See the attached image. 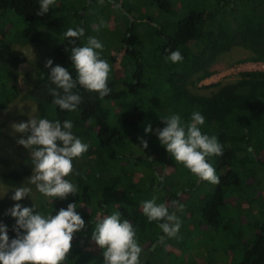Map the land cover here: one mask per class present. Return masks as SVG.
<instances>
[{
    "label": "trees",
    "instance_id": "obj_1",
    "mask_svg": "<svg viewBox=\"0 0 264 264\" xmlns=\"http://www.w3.org/2000/svg\"><path fill=\"white\" fill-rule=\"evenodd\" d=\"M140 2L149 8V13L139 15L136 6L128 7L124 14L126 34L122 47L117 53L102 57L112 68L108 81L110 94L100 99L97 93L78 86L73 91L81 95L82 102L77 111L68 112L53 104L54 97L49 89L55 86L50 83V69L45 67V63L51 59L53 67H65L73 78L76 77L70 59L71 49L84 46L90 36H86L90 32L83 13L88 8L87 4L82 10L69 12L62 6H50L49 12L40 16L37 15L39 0H0L1 17L10 23L11 13L22 18L16 22L19 33L12 39L14 42H41L44 27L59 30L83 28L85 31L84 37L76 40L75 45L64 37L34 72H26L30 89L23 94L20 87L23 59L12 47L13 41L7 39L14 23L8 29L2 27L0 108L23 96L36 103L39 119L59 120L61 123L71 120L73 134L89 145L84 156L92 164L76 178L67 177L78 187L74 197L69 196L63 201L52 198L49 204H89L95 195L103 194L99 204L104 208L111 200L124 198L127 200L126 212L121 219L132 223L136 237L146 231L151 232L147 248L152 253L160 251L163 248L160 245L168 237L155 222L147 221L142 204L135 207L141 200L140 193L146 191V186L150 190L157 184L164 187L163 203L170 211H175L172 201L180 205L185 194L195 188L200 190L203 184L197 179L193 185L185 184L189 187L184 194L175 188L170 191L164 180L158 181L154 177L153 155L156 151L147 149L146 154H139L141 142L138 136L147 124H154L155 130L162 129L165 124L161 119L171 114L180 115L182 121L188 123L193 112H200L205 117L202 133L216 136L223 146L222 156L208 158L220 183L210 184L207 191L199 192L197 203L185 202L183 205L192 212L200 210L206 227L198 234L205 248L218 251L215 242L221 232L224 237L221 247L224 252L233 254L232 264H264V207L255 209L264 191V70L243 71L235 81L215 83L218 90L212 95L193 90L199 81L216 72L214 65L218 57L236 47L251 52L244 60L264 62V0ZM132 13L134 16H130ZM143 23L147 28L144 33H139L138 28ZM122 49L125 50L123 76L115 70ZM175 50L182 54V62L172 63L166 59ZM145 74L150 78H145ZM144 91L148 92L147 96ZM133 95L139 102L129 110H120L112 120L105 102L113 106ZM90 119L91 124L88 123ZM157 153L164 158L162 170L169 169L168 153L159 140ZM2 162L10 164L8 159ZM32 168L30 153H22L18 167L2 170L0 178L8 185L17 186L33 173ZM134 209L136 214L131 213ZM247 215L256 216L254 230L242 227ZM103 217H106L105 210ZM8 224L11 240L16 236L13 231L15 218L9 215ZM146 264H154V261L151 258Z\"/></svg>",
    "mask_w": 264,
    "mask_h": 264
},
{
    "label": "clouds",
    "instance_id": "obj_2",
    "mask_svg": "<svg viewBox=\"0 0 264 264\" xmlns=\"http://www.w3.org/2000/svg\"><path fill=\"white\" fill-rule=\"evenodd\" d=\"M55 2L39 0L37 15L47 14ZM63 35L75 45L76 40L84 37L85 31L83 28H69ZM103 48L94 36H89L84 46L72 47L70 59L76 72L75 78L67 68L53 67L51 59L46 61L45 67L50 69V83L55 86L49 89L54 105L68 112L77 111L82 97L73 90L78 86L97 93L100 99L110 94L108 81L112 68L102 58ZM166 59L179 63L183 56L175 50ZM161 121L165 126L157 128L155 135L167 153L198 180L219 184L220 178L208 158L222 156L223 146L216 136L202 133L205 117L195 111L188 123L183 122L178 114L166 116ZM88 123L91 124L92 120ZM12 128L17 133H30L26 139L17 141L30 150L33 174L28 182L47 198L63 201L69 196L74 197L78 187L67 177L74 172L73 160L82 157L89 145L73 134L72 121L61 123L46 118L29 119L28 122L13 124ZM152 132L151 124L147 125L145 133ZM141 144L145 149L148 147V142L142 138ZM30 192L29 187L16 188L11 199L21 201ZM172 205L176 206L175 211H170L164 203H157L155 196L142 202V212L147 221L155 222L168 238L176 237L181 227L176 211H181L183 205L177 201H172ZM34 208L16 203L8 210L7 214L15 218L13 231L16 236L10 240L7 226L0 224V264H66L75 233L85 228V221L76 211L77 204L69 203L66 209L60 208L55 215L34 214ZM92 239L102 250L103 264H141L143 249L136 239V231L132 223L121 219L119 211L97 220Z\"/></svg>",
    "mask_w": 264,
    "mask_h": 264
},
{
    "label": "rangeland",
    "instance_id": "obj_3",
    "mask_svg": "<svg viewBox=\"0 0 264 264\" xmlns=\"http://www.w3.org/2000/svg\"><path fill=\"white\" fill-rule=\"evenodd\" d=\"M141 0H56L53 7L62 6L64 11L82 10L87 4L88 8L83 11L85 20L88 24L90 33H86V36L96 37L104 46L102 57L111 56L119 51L123 44V37L126 34V17L128 7H137V14L145 15L149 13V8L146 5H141ZM135 13L130 14L134 16ZM12 23L8 22L5 17L0 16V36L2 35L1 29H12L7 33V39L11 42L12 39L19 33L17 21H22V18L17 14L11 13ZM162 22V20L160 19ZM171 21V19L169 20ZM16 24V25H15ZM146 24L140 25L138 32H145ZM66 30H59L58 28H42L41 42H11L15 52L19 54L23 63L20 67V87L22 93H27L30 89V82L26 80V72H34L43 59L58 47L64 40L63 33ZM144 39L147 36H143ZM88 38V37H87ZM125 50L122 49L119 52V56L115 63V70L119 75H124V65L122 63L124 59ZM251 55L248 49L242 47H236L231 51L222 53L215 62L214 67L216 72L209 79H203L199 81L193 90L196 93L204 95H212L218 90V86L215 83H226L235 81L239 78V75L243 71L248 70H264V64H254L253 61L244 60ZM145 78H150V75L145 74ZM147 89L146 91H148ZM148 92L144 91V95L147 96ZM139 102V99L133 96H128L122 99V101L111 106L109 102H105L110 109V117L115 120L117 113L121 110H129ZM29 119H39L36 103L27 98L21 96L20 98L8 103L5 107L0 108V172L7 167L17 168L19 159L22 153H30V150L24 146L18 144V139L27 138L28 134H22L14 132L12 125L20 122H28ZM149 125V124H147ZM147 125L145 127H147ZM153 132L145 133V127L139 134L138 139L141 142V138L148 142V147L143 148L142 144L139 150V154H146L147 149L156 151L153 155V166L155 169L156 180H164L168 185V188L173 190H180L182 193L188 189L189 186L185 184L193 185L197 178L194 177L189 170L184 168L181 164H178L173 157L168 154L171 167L163 171L165 165L162 155L157 153L158 138L155 137V125L151 124ZM83 143V139L79 138ZM3 159H8L10 164L7 165L2 162ZM92 161L86 158L84 155L80 158L73 160L74 172L69 178H76L85 168L90 166ZM33 174V173H32ZM32 174L26 177L19 185L11 186L2 181L0 178V224L8 225L9 214L8 210L11 209L14 204L20 203L22 206L33 207L34 214L39 212L43 215L53 214L55 215L60 208H67L65 205L53 206L49 203L52 198L44 197L40 194L35 185L30 184L28 179ZM150 176V175H149ZM202 187L199 190L195 188L193 191L185 194L180 201V205L185 202L197 203L199 200V192L203 193L210 188V183L202 181ZM200 183V182H199ZM29 187L31 192L29 196L25 197L21 201H13L11 197L14 195V191L19 187ZM185 188V189H184ZM146 191L141 192V200L135 207L141 205L144 200H149L156 197L157 203H163V197L166 194L164 187L156 185L152 190L145 187ZM263 197L257 202L256 210H261L264 207V191ZM184 194V193H183ZM103 198V194H98L93 197V200L86 204L84 202L77 204L76 211L85 221V228L82 231L75 233L72 241L71 254L66 261V264H103L102 250L96 245L92 239V234L95 228V224L98 219H102L103 210H105L106 216L119 211L122 215L126 212L125 205L127 200L124 198H115L108 202L104 208L101 207L100 200ZM183 205L181 211H176V215L181 221V227L179 233L174 238H168L163 243V248L160 251H150L148 243L151 239V232L146 231L140 237H136L139 245L143 249L140 260L141 264H146L149 259L152 258L154 264H232L233 254L226 253L222 249L221 245L224 241V237L221 232L218 233V239L216 240V246L218 251H213L211 248H205L203 240L199 239V231L206 227L203 222L202 215L199 209L186 210ZM132 214H136V209L131 211ZM243 228L254 230L257 226L256 216L254 218L247 215L244 217ZM8 229V227H7ZM192 234V235H191ZM151 257V258H150Z\"/></svg>",
    "mask_w": 264,
    "mask_h": 264
},
{
    "label": "built area",
    "instance_id": "obj_4",
    "mask_svg": "<svg viewBox=\"0 0 264 264\" xmlns=\"http://www.w3.org/2000/svg\"><path fill=\"white\" fill-rule=\"evenodd\" d=\"M253 63H254V64H259V63L264 64L263 61H253ZM258 70H262V69H258Z\"/></svg>",
    "mask_w": 264,
    "mask_h": 264
},
{
    "label": "crops",
    "instance_id": "obj_5",
    "mask_svg": "<svg viewBox=\"0 0 264 264\" xmlns=\"http://www.w3.org/2000/svg\"><path fill=\"white\" fill-rule=\"evenodd\" d=\"M213 75H211V76H209V77H207L206 79H209V78H211Z\"/></svg>",
    "mask_w": 264,
    "mask_h": 264
}]
</instances>
